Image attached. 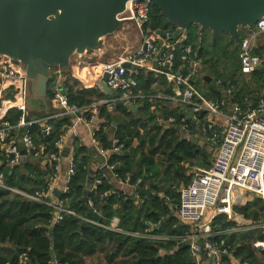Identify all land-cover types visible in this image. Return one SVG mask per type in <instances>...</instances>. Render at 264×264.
<instances>
[{
    "label": "trees",
    "instance_id": "obj_1",
    "mask_svg": "<svg viewBox=\"0 0 264 264\" xmlns=\"http://www.w3.org/2000/svg\"><path fill=\"white\" fill-rule=\"evenodd\" d=\"M150 5L148 26L151 29L166 32L176 28L161 15L157 5L152 3ZM199 30V26L192 25L186 38V43L198 51V56L202 60V68L194 81L197 88L211 100H221L224 98L222 90L231 88L234 96L243 103L249 94L255 93L256 89L249 85L242 73L240 46L231 41L229 35L223 34L213 42L211 31H205L200 35ZM246 32L247 30L241 31L242 39H245ZM64 76L66 80L63 86L69 89V102L79 108H86L94 102L107 98L120 97L119 94L107 96L95 88L84 89L77 79L70 76V69L63 71ZM136 76L139 81L138 89L141 88L145 94L157 95L161 90L171 94V88L165 87L167 82L164 78L159 80L153 74L144 71L137 72ZM251 76L259 88H264V74L261 71L257 69ZM50 79L47 94L50 109L44 111L42 107L38 112L31 114L28 107L27 120L51 117L55 113L52 99L58 79L53 77ZM155 83H158V87L154 86ZM254 97L256 95L249 98L256 106L263 98ZM138 101L137 104L140 105ZM141 101L143 103L136 113L130 109V102L118 101L112 113L103 107L100 114L101 117L106 118L109 126L114 127V124H117V138L124 145L123 153H113L110 156L109 163L118 164L114 170L117 180L125 181L129 178L130 184L137 187L142 182L150 185L149 188L144 185L137 191L140 200L144 202L143 207L135 210L133 199L128 198L123 209L116 212L114 205L117 194L115 192L107 197L103 196L105 192L114 188L108 184V179L106 181L97 179L98 176L101 178L97 173H94V180H100L101 184L86 195V184L91 171L89 164L93 154L75 146L73 153L75 173L68 184L70 191L61 196L74 215L66 217L53 228L49 229V221L52 219L50 208L0 187V264H55L56 261L59 264H85V259L96 254H102L107 264H196L189 247L182 243L137 239L107 231L101 226L84 221L91 219L108 224L114 216H117L121 221L119 226L124 231L144 232L145 223H140L143 216L154 222H160L163 216H168L166 222L162 223L161 233L170 236L183 232L184 227H180L178 219L168 215L171 213L169 203L165 199L160 200L155 197V194L158 193L159 186L163 185L164 195L170 202L178 204L180 202L178 189L182 185L190 184L191 180L181 164L210 168L213 161L192 141H179L178 130L173 128L162 130V126L158 125L156 113L150 112L152 103L148 99ZM156 103L171 107V103L167 101L158 100ZM172 112L166 116L177 117L178 112ZM21 117L22 113L15 108L8 111L3 122H8L13 127L18 125ZM1 123L2 121L0 125ZM50 124L53 126V131L49 137L41 132L39 125L24 128V131L32 135L36 144L37 142L45 144L49 152L72 125V120L71 117L54 118ZM140 129H143L144 133H141ZM102 131L99 136L104 143L103 147L108 148L109 145H105L106 136ZM35 155V152L31 153L27 161H20L10 168L7 159L2 157L0 152V173L5 176L6 186L28 194H35L37 189L44 188L46 171L36 166ZM99 172L105 174L106 170L102 169ZM86 196L93 206L84 202ZM239 211L248 218L253 214V217L260 221V216L264 212V203L258 200L254 205H247ZM174 226L177 228L174 229ZM215 241L219 244L222 241L228 242L226 248L229 246L230 252L236 257L243 258L242 262L264 264V250L259 251L254 247L256 242H264V234L261 231H251L242 235L233 234L223 239L218 237ZM238 242H240L239 246H237ZM161 250L172 253L160 255ZM222 262L230 264L225 256Z\"/></svg>",
    "mask_w": 264,
    "mask_h": 264
},
{
    "label": "built area",
    "instance_id": "obj_2",
    "mask_svg": "<svg viewBox=\"0 0 264 264\" xmlns=\"http://www.w3.org/2000/svg\"><path fill=\"white\" fill-rule=\"evenodd\" d=\"M126 6L125 12L120 14L119 19L123 20V23L134 24L139 29L141 35L139 49L119 58L103 61L95 67L98 75L96 86L101 88L103 76L107 74L109 89L121 95L117 99H104L86 108L70 104L69 89L59 85L63 71L54 68L51 77L58 79V83L53 90L52 104L56 113L51 117L27 120L26 73L22 67L13 65L9 59H0V80L10 83V86L16 87L17 90L14 97L16 101L9 102L10 107L17 108L22 113L17 127L28 128L39 125L41 132L49 137L53 131V126L50 124L52 119L73 118L70 130L75 129L83 120L92 128L93 122L100 115L101 108L112 109L118 101L160 100L171 103L175 108L180 107L182 112L177 117L171 116L168 124L178 127L190 136V139L196 137L198 145L206 148L213 156L212 166L192 168L190 184L179 190L180 202L175 210L178 218L189 229L183 241L190 244L194 257L197 258L199 254L204 253L213 259V264H223L224 254L221 246L224 245V241L221 244L213 242L218 235L212 225L215 214H226L231 217L233 205L243 204L250 196L264 203V99L258 101L256 106L250 99L241 103L234 96L231 88L222 90L227 101L208 99L194 82L202 68V60L198 56V51L186 43V34L180 32L178 28L166 32L151 29L148 26L151 6L148 1H130ZM261 35H264V17L251 32H246L244 42L240 46L239 57L243 74H252L264 63L261 57L253 54L258 37ZM126 64L130 67H126ZM140 71L151 73L157 79L164 78L171 88V94L165 91H160L157 95L139 92L136 74ZM155 86H158V83H155ZM11 130L9 123L3 124L0 137L7 139ZM94 130H92V144L103 159L98 168L114 171L116 167L109 164L108 157L111 153L124 152V145L119 139H115L112 146L104 150ZM68 136L65 132L55 142L52 151L46 154L49 171L46 174L44 188L36 191L34 195L24 194L28 199L51 209L52 219L49 221L51 227L74 215L66 202L56 195V191L60 190L61 167L66 160L65 145ZM20 145L28 151V154L38 152V146L28 131L21 137L10 134L6 149L7 165L10 168L21 161ZM70 154L66 184L60 190L63 195L69 193L68 184L75 173L73 154ZM114 176L117 179L115 173ZM4 180V174L0 173V187L8 188ZM119 182L128 183L129 178ZM99 184L101 181L95 180L92 190ZM111 193L112 191L108 190L103 196L107 197ZM89 204L93 206L90 201ZM208 212H212L209 217ZM113 221L111 228L116 229L119 221L117 219ZM108 228L104 227L107 230ZM261 244L264 246V243ZM55 264L59 263L56 261Z\"/></svg>",
    "mask_w": 264,
    "mask_h": 264
},
{
    "label": "water",
    "instance_id": "obj_3",
    "mask_svg": "<svg viewBox=\"0 0 264 264\" xmlns=\"http://www.w3.org/2000/svg\"><path fill=\"white\" fill-rule=\"evenodd\" d=\"M130 1L157 5L167 22L186 36L197 25L200 35L211 31L213 42L226 34L238 46L244 42L241 31L251 32L264 17V0H0V59L7 58L25 71L27 108L50 109L47 94L52 69L67 71L76 57L109 56L104 38L120 30L119 16ZM103 78L104 92L112 95L107 74ZM20 152L22 161L28 151ZM90 173L86 195L95 181L94 171ZM56 195L61 197L62 192L57 190ZM84 202L89 203L87 196ZM227 244L221 246L225 257Z\"/></svg>",
    "mask_w": 264,
    "mask_h": 264
},
{
    "label": "crops",
    "instance_id": "obj_4",
    "mask_svg": "<svg viewBox=\"0 0 264 264\" xmlns=\"http://www.w3.org/2000/svg\"><path fill=\"white\" fill-rule=\"evenodd\" d=\"M245 37H246V35H245ZM140 43H141V41H140ZM253 54L256 55V56L261 57L263 59V61H264V35H261L260 37H258V40L256 42ZM98 57L100 58V56H98ZM98 57H95V58H98ZM84 60L85 59H83L81 57H76V58H74L72 60V67L70 69V76L73 79H77L84 89H86V88L87 89L95 88V89H99L101 92L105 93L107 96H114L116 94L118 95V93H114V92H113L112 95H109L106 92H104V90L102 88V83H103L104 79L101 82V88L96 86V84H97L96 81H97V76H98L97 75V71L94 72L95 73L94 75L86 76V78L82 77L83 72L86 70V68L89 67V65H91V64H88V65L85 64ZM109 60H111V59H109ZM101 61H103V60H99L98 59V61L95 62L94 64H92V66L93 65L97 66L98 64L102 63ZM95 66H94V68H95ZM258 71H261V73L264 74V63L262 65V67L260 69H258ZM249 75H252V74H249ZM196 78H198V77H196ZM65 80H66L65 76L63 77V75H62V77L60 78V81H59V85L63 86V82ZM159 80H161V78H159ZM63 87L67 88L66 86H63ZM155 87H158V86H155ZM165 87H168V85L166 84ZM165 87L162 86V88H165ZM263 89L264 88H260L259 89L260 93L258 94V96H260V97L264 96ZM138 91L142 92L144 94V92H143V90L141 88ZM161 91L163 92V90H161ZM258 96L254 97V98L257 99ZM262 98L264 99V97H262ZM107 99H117V98H107ZM224 99L225 98H222L221 100H224ZM141 100H144V99H140L139 101L138 100L128 101V102L131 103V106L135 105L137 107L136 111L132 110L134 113H136L139 110L140 105L143 103V101H141ZM137 101L140 103V105L137 104ZM151 103H152V107L150 109V112L151 113H154V112L156 113L158 125L160 124V126H162V130L167 131V130H170L172 128L174 130H178V133L180 134L179 141H182V140L192 141L193 144L197 145V147L199 149H201V150L202 149H206V148L200 147L198 145V141H197L196 137H193L192 139H190V136H188L187 134H185L184 132L179 130L178 127L168 124V120H169V118H171V115L170 116H166V114L167 115L172 114L173 113L172 111H174V113L178 112V114H177V116H178L182 112V109L180 107H176L175 108V106L172 105V104H171V107H170V106L157 104L156 102H151ZM115 105L113 106L112 109H108L107 108V110L112 113L114 108H115ZM35 107H37V109H38V108L42 107V105L41 106L40 105H36ZM52 107L54 108L53 104H52ZM10 110H12V107L9 106V107H6V109L1 111V113H0V122L2 121V123H1L0 126H3V124L8 123V122H3V119L6 117V114ZM54 110H55V113H56V109L55 108H54ZM38 111H34L33 113L38 112ZM71 120H73V118H71ZM93 123L94 124H93V126L91 128V125L88 122L86 123V121L83 120V121H81V123H79V125L75 129H71L70 130V129L66 128L67 130L65 132L68 133L69 136H68L67 141H66L65 150L66 151L69 150V152L73 154L74 153V147L77 146L79 148L82 147L85 150H87V152L93 154V158L91 159L90 164H89V168H90L89 171L93 170L94 173H97L98 175H100L101 178H99V176H98L97 179H102V180H105V181H106V179H108V184L115 189V190L111 189L109 191H112L111 194H113L115 192L117 194V196H116L117 199H116V202H115L116 204L114 205V210L116 212H119L120 210L123 209V207L125 205V201L128 198H132L133 199L132 202H134L133 207H134L135 210L142 208L143 205H144V202H142L140 200V197H139L137 191L139 189L143 188L144 185H147L146 183L142 182L140 184V186L137 187L135 185L130 184V182H128V183L119 182L114 176V171H111L110 169L106 170L105 174L99 172V168L98 167L101 165L103 159L99 155L97 150H95V148H94V146L92 144V130L95 129L94 131L97 133V138H98V140L100 142V146L104 150H106V149H109L112 146V143H113V141L115 139H118L117 138L118 137L117 136V131H116L117 124H114V127L109 126L108 123H107L106 118L101 117V114L98 116V118ZM100 131L104 132V134L106 136L105 145L106 146L109 145L108 148H104L103 147L104 143L102 142V140H101V138L99 136V133H101ZM140 131H141V133H144L143 129H140ZM10 132L11 133H9V136H10V134L11 135H16L17 134L19 137H21L23 135V133L26 132V130L24 131V128H18L17 124H16V126L12 127V130ZM9 136H8L7 139H2L0 137V152H2V157H5L6 159H7L6 149L8 148ZM37 146H38V152H35V154H36L35 155V157H36L35 161L37 162L36 166L38 168H40L42 171L45 170L46 174H47V172L49 171V165H48V159H47L46 154L49 151H47L48 149H47L46 145L43 144V143H39L38 144V142H37ZM20 147H21V150H22L23 146L20 145ZM41 149H44V151L41 150ZM70 153H69L68 157H66V160H64V162L62 163V167H61L62 168V172H61L60 184H59L60 190L62 188H64L65 184H66V177H67V173L69 171V163L71 161V158H70L71 154ZM111 154H113V153H111ZM111 154L108 157V161H110ZM30 155H31V153H29L27 156L23 157L24 160H22V162L23 161H27ZM0 164H1V159H0ZM112 165L117 167L118 164L116 163V165L115 164H112ZM182 165L186 169V175L188 177H190V171H191L192 168H190L189 167L190 165H188L187 163H182ZM90 174H89V176H90ZM151 181H153V180H151ZM183 186L184 185H182L181 187H183ZM149 187H150V185L148 184L146 186V188H149ZM181 187H180V189H181ZM10 189H13V188H10ZM162 189H164V190L162 191ZM13 190H15L16 192H14L12 190L11 191L13 193H15L16 195L19 194V195L27 198L24 194H28V193H26L24 191H21L19 189H17V190L13 189ZM158 190L159 191H158L157 194H155V197H158L160 200L161 199L162 200L165 199L167 202H169V208H170L171 207L170 203H172V202H170V200L164 195L165 187L163 185H160ZM60 192H62V191H60ZM28 195H30V194H28ZM62 196H63V193H62ZM258 200H260V199H257L255 197H251L250 196V197H247L245 202L248 205L251 206V205H254ZM260 201H262V200H260ZM245 207L246 206H244L243 208H245ZM240 208H242V206L233 205L231 217H226L225 214H215V216H214L215 219L213 220L212 225H213L214 230H216L218 232V235H219V232H220L219 231V226L222 229H224L226 232H228V231L231 232L229 234L230 237L233 234L242 235V234H245V233H250L251 231L260 232V230H259L260 228L264 229V212L260 216L261 220L258 221V220H256L255 217H253V214H251L249 216V218L245 217L242 214V212L239 211ZM172 211L175 212V214H173L171 212L168 215H172L176 219H178V221L180 222L179 223L180 227H184V229H183L182 233H175L176 235H170V236L167 235L166 233H161L162 223L164 224L166 222L165 219L168 216H165V217L163 216L161 218L160 222H154L151 219H146V217L143 216V218L140 219V223H145L146 227L144 229V232H141V231L134 232V231H128V230L124 231L121 228V226H119L121 221H119V218L117 216H114L110 220V222L108 224L98 223L97 221H94V220H91V219L90 220L84 219V221L88 222V223H92V224L97 225V226H101L102 228H104V227L108 228L109 227L108 228L109 231H111L113 233H117V234H122L124 236L127 235V236H131V237L137 238V239H147V240L154 241V242H177V243H182V244L188 246L189 249H190V244L183 241L184 236L186 234H188V231H189L188 226L181 222V220L178 218V215H177V212H176L175 209H172ZM211 215H212V212H208L207 213L208 217L211 216ZM115 219H117L119 221L118 227L116 229H112L111 226H112V224L114 222L113 220H115ZM134 223H135V221H134ZM224 226H227V227H224ZM51 228H53V227L50 226L49 229H51ZM176 228L177 227L174 226V229H176ZM105 230H107V229H105ZM218 235L216 236V238H218ZM145 236H150L151 238L148 239ZM165 238H168V239H165ZM216 238L213 239V242L214 243H219V242L215 241ZM239 245H240V242H238L237 246H239ZM229 248L230 247L228 246L225 249V252L227 254L226 257L229 259V263L230 264H249L247 261L242 262L243 258L236 257L235 254H233V252L229 251ZM170 253H172V252L171 251H166V250H161L160 251V255H167V254H170ZM190 253H191V250H190ZM191 255H192V253H191ZM192 257L195 259L196 264H213V262H209V259H208L209 257H207V255L204 254V253L199 254V256L197 258L194 257L193 255H192ZM223 257H224V255H223ZM85 264H107V262H106L105 257L102 254H96L94 256H91V258L85 259Z\"/></svg>",
    "mask_w": 264,
    "mask_h": 264
},
{
    "label": "rangeland",
    "instance_id": "obj_5",
    "mask_svg": "<svg viewBox=\"0 0 264 264\" xmlns=\"http://www.w3.org/2000/svg\"><path fill=\"white\" fill-rule=\"evenodd\" d=\"M140 39H141L140 31H139V29H137V27L134 24H131V23H128V22L123 23L122 27L120 28V30L118 32H116L115 34L107 36L106 38H104V42H106V51L109 53V56L103 55L100 58L98 56H97L98 58H95L94 56L85 57V60H84L85 64H87V65L91 64V65H89V67L86 68V70L82 74V77L86 78V76H90V75H94L95 74L94 72L96 71V68H94L95 65L92 66V64L97 62L98 59L99 60H103V61H107L109 59L119 58L121 56L127 55L128 53L135 52L137 49H139V46L141 45ZM103 61H101V62H103ZM244 75H245L246 81L249 83V85L251 87H254V89H256V91H255L256 94L255 93L249 94V97L251 98L254 95L257 96L260 93L259 85L256 84V82L253 80L251 75H249V74H247V75L244 74ZM10 85H11L10 83H6L5 81L0 80V98H1L0 99V113H1L2 110L6 109V107L11 106V103H9L10 101H12V102L16 101V98H14L15 95H16V92H17L16 87H13V86H10ZM263 91H264V89H263ZM232 92H233V89H232ZM249 97L246 98V99L247 100L250 99ZM262 97H264V96H262ZM212 100H215V99H212ZM216 100H220V99H216ZM238 101L241 102L239 99H238ZM29 110H30L31 114H33V112L34 111H38L39 108L37 109V107H35V106L32 107L31 106V108ZM202 151H204L208 156H210V158L213 161V156H212V154L209 151H207V149H202ZM189 167L190 168H196V167L206 168V167L200 166V165H198V166L197 165L196 166H191L190 165ZM36 191H38V189ZM178 193H179V189H178ZM30 195H34V194H30ZM170 204H171L170 211L173 214H175V212H173L172 209H175L178 206L179 203L178 204L177 203H170ZM247 205L248 204L246 202H244L243 204H239L238 206H242V208H243L244 206H247ZM226 217H229V216L226 215ZM259 230L264 234V229L260 228ZM219 231H220L219 235H218L219 238L223 239L224 237H230L229 234L231 232H229V231L226 232L220 226H219ZM261 243H264V242H256V243H254V247L257 250H259V251L264 250V246H262Z\"/></svg>",
    "mask_w": 264,
    "mask_h": 264
}]
</instances>
